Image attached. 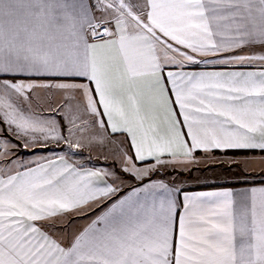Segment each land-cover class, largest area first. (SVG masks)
<instances>
[{"label": "snow or ice", "instance_id": "obj_1", "mask_svg": "<svg viewBox=\"0 0 264 264\" xmlns=\"http://www.w3.org/2000/svg\"><path fill=\"white\" fill-rule=\"evenodd\" d=\"M230 153L264 175V0H0V264H264V180L184 187Z\"/></svg>", "mask_w": 264, "mask_h": 264}, {"label": "crops", "instance_id": "obj_2", "mask_svg": "<svg viewBox=\"0 0 264 264\" xmlns=\"http://www.w3.org/2000/svg\"><path fill=\"white\" fill-rule=\"evenodd\" d=\"M203 67V66H202ZM219 68V66H217ZM206 70H213L211 68ZM62 154L58 148H54L52 151H48L46 149L38 150L34 154L31 152H25L23 154L24 159H35L39 156H54ZM84 157H89V153L87 151L84 152ZM231 158V153L227 157H220L218 154V158L215 161H204L199 165L200 171H193L192 176L193 179L189 180L185 185V189L188 191H212L218 190L220 187H243L246 185H259L262 180H264V175H258L261 170L259 167L253 166L249 171L253 174L250 175L247 181L240 179L237 180L235 178L236 169L232 167L231 170L226 171L229 167V160ZM103 163V157L97 155L96 152L91 153V159L88 161V166H100ZM175 174L172 176H165L164 179L170 180L173 178ZM185 175H187L185 173ZM196 177H200L199 180H196ZM160 178V177H153ZM147 182V179L146 181ZM78 224H84L86 221L84 219H78Z\"/></svg>", "mask_w": 264, "mask_h": 264}]
</instances>
